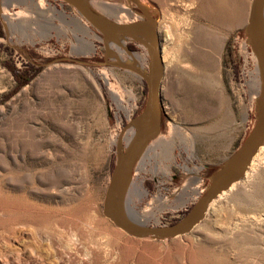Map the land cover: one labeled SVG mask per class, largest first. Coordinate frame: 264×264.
<instances>
[{
    "label": "rangeland",
    "instance_id": "1",
    "mask_svg": "<svg viewBox=\"0 0 264 264\" xmlns=\"http://www.w3.org/2000/svg\"><path fill=\"white\" fill-rule=\"evenodd\" d=\"M86 1L110 20L122 15L115 4L132 11L122 22L157 23L164 124L144 148L123 201L130 197L142 210L161 194L155 216L129 214L136 224L169 225L200 202L257 122L264 79L242 46L252 0ZM71 10L77 12L67 0H0V249L9 264L28 262V252L8 251L31 239L26 222L40 228L35 236L45 246L55 243L52 264H83L71 255L81 253L69 249L64 226L84 233L86 264H264V143L242 179L188 233L134 236L108 215L113 168L142 132L148 87L140 72H150L152 43L134 34L105 37L91 25L93 55L76 54L67 35L46 39L47 22L57 25ZM129 54L145 57L143 66ZM31 63L41 70L16 89L9 66ZM186 186L195 190L186 194Z\"/></svg>",
    "mask_w": 264,
    "mask_h": 264
},
{
    "label": "water",
    "instance_id": "2",
    "mask_svg": "<svg viewBox=\"0 0 264 264\" xmlns=\"http://www.w3.org/2000/svg\"><path fill=\"white\" fill-rule=\"evenodd\" d=\"M77 12L103 36L114 34H134L148 38L152 43L149 74H140L146 79L148 93L142 114L141 134L129 147L127 153L119 159L112 171L106 192V205L112 210L109 215L115 224L134 236H153L173 238L191 231L200 223L211 202L234 183L242 179L253 162L254 157L264 143V102L260 107L257 122L246 140L225 161L219 173L208 186L200 202L180 220L169 225L148 226L129 221L121 207L118 189L129 183L133 170L152 135L161 128L163 106L161 85L165 73L162 46L157 23L149 19L131 22L110 20L95 9L86 0H67ZM264 0H252L248 23L244 30L257 54L264 79V24L262 15Z\"/></svg>",
    "mask_w": 264,
    "mask_h": 264
},
{
    "label": "bare ground",
    "instance_id": "3",
    "mask_svg": "<svg viewBox=\"0 0 264 264\" xmlns=\"http://www.w3.org/2000/svg\"><path fill=\"white\" fill-rule=\"evenodd\" d=\"M110 6L117 7L118 10H120L122 12L121 13L122 15L124 14V12H126L128 14L132 13L131 10H129L123 6H120V5L110 4ZM98 8L101 9V7H99V6H98ZM121 16H120V20H119L120 22H122V20H123L121 18ZM21 17H22V15H18L16 18H21ZM12 20L14 21V19H12ZM121 51L127 52L126 48L124 50L121 49ZM129 57L138 66H143V64L145 62V57H143L140 54H129ZM132 133H134V130H132ZM136 138H137V136L135 137V134L133 137L130 138L129 147L133 144V142L136 140ZM133 184L142 193V195H146L148 193V191L142 186L141 182H138V183L134 182ZM127 187H128V185L126 184L123 189L119 188L117 193H118V198H119L120 203H121V207L123 209V213L129 221L133 222V220H131V219H133L134 217L144 221V220H147L149 217L155 216L157 214V211H159L160 206L163 204L162 201H164V197H162L161 194H158L154 197V199H153L154 202H152L151 207L147 206L142 210L138 209L137 204L135 202L132 203V200L129 197L128 200L125 201V202H127L128 208H129L128 212H127L125 209V206L127 208V204L125 205V202L123 201V196H124L123 194H124L125 190L127 189ZM189 189L195 190V188H193V187L190 188V187L186 186L185 187V193L186 194H189V191H190ZM223 193H225V192H223ZM107 209H108V214L113 215V212L109 208V206H107ZM129 212H131V215L133 216V218L130 216ZM26 223L29 224V227H30L29 230L32 231V233H33V235L31 236V239H26L21 244V247H19V248H16V247L12 248L11 247V249H9L8 251L12 254L20 253V252L21 253L22 252H28V262L26 264H52L53 259L51 256L53 255V249H54L53 247H55V243L52 242V240H51V242L48 243L47 246H45L44 243L39 239V237L35 236L34 228L35 229H40V228L35 227L34 223L33 224L29 223V222H26ZM64 229L66 230L64 232V236L67 238V245H68L69 249L74 248L76 250H79L81 253V254H79L76 251L70 250L71 255L75 258V260L77 262H81L83 264H86L87 261L85 259V253H84V248H85L84 233L77 226H73V227L64 226ZM5 255H7V253L2 252V250L0 249V263L1 264H9V260H7L5 258Z\"/></svg>",
    "mask_w": 264,
    "mask_h": 264
},
{
    "label": "crops",
    "instance_id": "4",
    "mask_svg": "<svg viewBox=\"0 0 264 264\" xmlns=\"http://www.w3.org/2000/svg\"><path fill=\"white\" fill-rule=\"evenodd\" d=\"M60 18L57 25L55 21L51 23L47 22L51 29V36H48L46 39L59 42L63 35H67L68 37L65 42L70 43V49H72L74 53L83 56L93 55V41L95 40L93 33L95 32L92 26L75 10L62 11ZM59 32L63 35H59ZM64 48L65 45L60 43V50L62 51Z\"/></svg>",
    "mask_w": 264,
    "mask_h": 264
},
{
    "label": "trees",
    "instance_id": "5",
    "mask_svg": "<svg viewBox=\"0 0 264 264\" xmlns=\"http://www.w3.org/2000/svg\"><path fill=\"white\" fill-rule=\"evenodd\" d=\"M14 74L15 80L17 82L16 89L29 83L32 78L41 70L42 66L31 63L26 69H16L9 66ZM164 124V114L162 119V125Z\"/></svg>",
    "mask_w": 264,
    "mask_h": 264
},
{
    "label": "built area",
    "instance_id": "6",
    "mask_svg": "<svg viewBox=\"0 0 264 264\" xmlns=\"http://www.w3.org/2000/svg\"><path fill=\"white\" fill-rule=\"evenodd\" d=\"M246 39H247V38H246ZM248 39H249V38H248ZM250 45H251L250 40H249V41L244 40V41L242 42V46H243V48H245V49H247L248 46H250ZM245 49H244L245 54L243 55L244 59H245V60H253L254 63H258V58H257V56H256L257 54H256L255 50L252 48V51H250V52H246Z\"/></svg>",
    "mask_w": 264,
    "mask_h": 264
},
{
    "label": "flooded vegetation",
    "instance_id": "7",
    "mask_svg": "<svg viewBox=\"0 0 264 264\" xmlns=\"http://www.w3.org/2000/svg\"><path fill=\"white\" fill-rule=\"evenodd\" d=\"M145 105H146V103H145Z\"/></svg>",
    "mask_w": 264,
    "mask_h": 264
}]
</instances>
